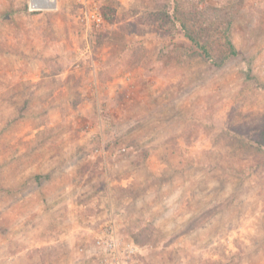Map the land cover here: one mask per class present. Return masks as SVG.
I'll use <instances>...</instances> for the list:
<instances>
[{
	"label": "rangeland",
	"instance_id": "obj_1",
	"mask_svg": "<svg viewBox=\"0 0 264 264\" xmlns=\"http://www.w3.org/2000/svg\"><path fill=\"white\" fill-rule=\"evenodd\" d=\"M29 1L0 0V264H117L113 235L264 264V0H96L92 34Z\"/></svg>",
	"mask_w": 264,
	"mask_h": 264
},
{
	"label": "built area",
	"instance_id": "obj_2",
	"mask_svg": "<svg viewBox=\"0 0 264 264\" xmlns=\"http://www.w3.org/2000/svg\"><path fill=\"white\" fill-rule=\"evenodd\" d=\"M80 11L77 15L78 22L85 31L92 34L104 23V15L96 0H79ZM58 5V0H30L29 6L32 11L52 10ZM103 248L111 253L117 264H126L139 252L140 247L133 242H120L117 236L102 237L99 240Z\"/></svg>",
	"mask_w": 264,
	"mask_h": 264
},
{
	"label": "trees",
	"instance_id": "obj_3",
	"mask_svg": "<svg viewBox=\"0 0 264 264\" xmlns=\"http://www.w3.org/2000/svg\"><path fill=\"white\" fill-rule=\"evenodd\" d=\"M184 27V26H183ZM185 28V27H184ZM187 34H188V32H187ZM189 38L191 39V40H193L196 44H197V46H199V47H201L202 49H203V51L205 52V54L206 55H208V56H210L209 55V51L202 45V43H200L199 41H197L196 39H194L191 35H189Z\"/></svg>",
	"mask_w": 264,
	"mask_h": 264
}]
</instances>
